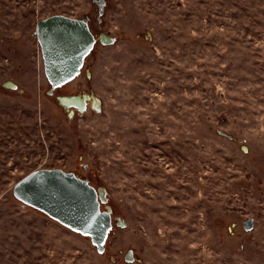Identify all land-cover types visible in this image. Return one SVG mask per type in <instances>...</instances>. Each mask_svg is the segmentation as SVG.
I'll use <instances>...</instances> for the list:
<instances>
[{
  "label": "rangeland",
  "instance_id": "obj_1",
  "mask_svg": "<svg viewBox=\"0 0 264 264\" xmlns=\"http://www.w3.org/2000/svg\"><path fill=\"white\" fill-rule=\"evenodd\" d=\"M54 15L94 38L56 88ZM45 169L107 196L103 253L13 197ZM0 264H264V0H0Z\"/></svg>",
  "mask_w": 264,
  "mask_h": 264
},
{
  "label": "water",
  "instance_id": "obj_2",
  "mask_svg": "<svg viewBox=\"0 0 264 264\" xmlns=\"http://www.w3.org/2000/svg\"><path fill=\"white\" fill-rule=\"evenodd\" d=\"M36 25V39L47 81L53 88L69 83L78 74L84 57L94 44L88 24L54 15ZM78 100V97L61 98L68 107L77 106ZM12 195L58 224L90 238L96 251L104 252L103 246L111 229L110 215L99 212L97 198H102L103 194H97L86 181L61 169L36 170L18 181ZM252 227V221L245 225L247 230ZM126 261H132V253L126 255Z\"/></svg>",
  "mask_w": 264,
  "mask_h": 264
},
{
  "label": "flooded vegetation",
  "instance_id": "obj_3",
  "mask_svg": "<svg viewBox=\"0 0 264 264\" xmlns=\"http://www.w3.org/2000/svg\"><path fill=\"white\" fill-rule=\"evenodd\" d=\"M78 101H77V106L76 107H79L78 109H82V110H85V100H83L82 98H79L78 97ZM93 189L94 187L91 186ZM95 191H97L96 189H94ZM99 196V195H98ZM97 201H98V208H99V212L100 213H103V212H107L109 213L110 215V222H111V217H112V208H110L107 203H108V199H107V196L105 194H103V197L102 198H97ZM111 229H112V222H111ZM110 229V230H111Z\"/></svg>",
  "mask_w": 264,
  "mask_h": 264
},
{
  "label": "trees",
  "instance_id": "obj_4",
  "mask_svg": "<svg viewBox=\"0 0 264 264\" xmlns=\"http://www.w3.org/2000/svg\"><path fill=\"white\" fill-rule=\"evenodd\" d=\"M76 176V175H75ZM22 204V203H21ZM22 205H24V204H22ZM26 206V205H25Z\"/></svg>",
  "mask_w": 264,
  "mask_h": 264
}]
</instances>
